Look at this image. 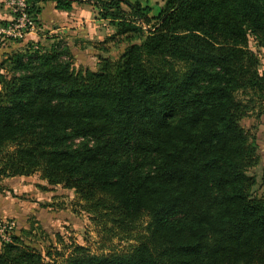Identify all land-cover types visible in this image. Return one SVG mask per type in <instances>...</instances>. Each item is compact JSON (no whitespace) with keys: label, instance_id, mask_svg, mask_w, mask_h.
Listing matches in <instances>:
<instances>
[{"label":"trees","instance_id":"16d2710c","mask_svg":"<svg viewBox=\"0 0 264 264\" xmlns=\"http://www.w3.org/2000/svg\"><path fill=\"white\" fill-rule=\"evenodd\" d=\"M41 0H27L36 24ZM89 3L127 42L77 69L61 43L28 44L0 63V180L40 172L73 190L110 237L49 260L18 236L0 264H264L258 144L243 120L263 108L264 0H55ZM129 8V12L123 9ZM244 96V100L240 98ZM260 115V114H259Z\"/></svg>","mask_w":264,"mask_h":264},{"label":"rangeland","instance_id":"374dc122","mask_svg":"<svg viewBox=\"0 0 264 264\" xmlns=\"http://www.w3.org/2000/svg\"><path fill=\"white\" fill-rule=\"evenodd\" d=\"M140 1L142 5L152 8L151 16H155L165 2V0ZM86 4L82 8L86 12V19L79 22L85 33L80 39L76 38L79 41L83 39L76 44L83 53L78 52L73 57V61L77 69L96 70L101 57L117 59L127 46V42L118 39L109 40V35L115 32V27L108 20H100L97 7ZM0 5L5 7L14 18L13 8L2 0ZM123 9L129 12L126 5H123ZM48 20L50 21V18H46V21ZM89 22H93L92 29ZM5 24L0 22L2 26ZM36 28L37 24L34 30ZM100 29H103V34L99 37ZM49 32L45 31V40L53 39L50 38ZM25 35L18 38L14 35L0 34V63L7 53L22 49L19 47L21 44L19 41L24 40ZM61 36L59 42L63 43L73 38L71 35L61 34ZM45 40L44 44H46ZM51 44L49 43L48 46ZM249 46L258 54L261 61L260 70H264V48H258L253 41ZM240 98L244 100L245 97L240 96ZM242 125L254 137L259 148L260 163L249 171L250 175L257 178L253 194L258 197L264 196V107H255L243 120ZM40 174L37 172L29 177L0 180V223L13 225V229L6 233L7 238L20 237L31 248L40 251L46 260H49L47 254H51L53 259L61 260L60 257L69 254L73 245L85 246L94 254H109L122 252L136 244L135 241L110 237L102 225L94 221V215L85 209V203L73 190L66 189L62 185L50 186ZM2 234L3 232L0 231V247L4 243Z\"/></svg>","mask_w":264,"mask_h":264},{"label":"crops","instance_id":"0c3cea01","mask_svg":"<svg viewBox=\"0 0 264 264\" xmlns=\"http://www.w3.org/2000/svg\"><path fill=\"white\" fill-rule=\"evenodd\" d=\"M86 3L75 2L73 4V10L70 12L60 11L56 9L55 0H41L40 3L37 4L38 7L42 9V13L39 17V23H37V28L34 31H31L25 35L24 40L19 41V47L26 48L28 44L36 45L40 44L42 47L51 48L56 43H61L65 45L69 50L72 56H76L78 52L83 53V50H79L76 46L79 42H82L83 39L79 41L81 37H83L85 31L84 28L80 27L84 19H86V12L82 9L86 6ZM47 16V17H46ZM46 18H50V21H46ZM13 19V15L8 12V10L0 5V22L6 23ZM101 21H104L100 19ZM90 29H92L93 22H89ZM99 24V23H97ZM99 37L103 34V29H100ZM45 31H50L51 40H45ZM106 31V30H105ZM61 34L71 35L73 38H69L65 40L66 44L63 42H59V37L61 39ZM110 36V35H109ZM57 38V39H54ZM79 38V39H76ZM87 39V38H85ZM92 39V38H91ZM47 44H44V41ZM57 41V42H56ZM49 43H52L50 46ZM44 45V46H43ZM10 53V52H9ZM99 62V61H98ZM264 147V144H263Z\"/></svg>","mask_w":264,"mask_h":264},{"label":"built area","instance_id":"2783aa9c","mask_svg":"<svg viewBox=\"0 0 264 264\" xmlns=\"http://www.w3.org/2000/svg\"><path fill=\"white\" fill-rule=\"evenodd\" d=\"M6 2L11 8H13L14 18L10 23L5 26L0 25V34L14 35L15 37L22 38L25 34L35 29V20L29 14V5L27 0H2ZM13 229L12 224L0 223L1 235L4 238V242H10V238L6 237V233Z\"/></svg>","mask_w":264,"mask_h":264}]
</instances>
